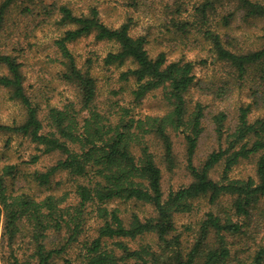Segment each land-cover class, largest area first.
I'll use <instances>...</instances> for the list:
<instances>
[{
	"label": "trees",
	"instance_id": "trees-1",
	"mask_svg": "<svg viewBox=\"0 0 264 264\" xmlns=\"http://www.w3.org/2000/svg\"><path fill=\"white\" fill-rule=\"evenodd\" d=\"M18 1L24 19L62 28L53 41L61 66L59 78L74 87L76 97L61 106L41 108L25 87V37L7 36L2 41L0 90L22 110L20 121L0 123V135L5 136L0 145L2 264H55L57 259L64 264H264V42L258 49L237 51L231 27L238 11L246 19L264 20V0H199L191 20L181 18L182 3L172 13V44L201 45L212 59L232 70L218 89L207 86L208 92L225 99L231 91H244L249 98L238 106L232 131L226 129L225 112L213 116L219 145L199 166L194 155L204 131V107L197 101L190 109L186 101L196 84L195 61L183 56L169 59L166 50L151 57L147 35H131V17L117 27L108 26L95 7L77 14L67 4L32 7V0H0V31ZM224 1L234 2L236 8L219 12L217 5ZM90 34L117 48L100 60L89 55L79 61L69 44ZM98 61L104 75L111 67L132 63L119 78L133 80V101L161 89L168 110L134 117L122 109L118 118L100 111L95 102ZM255 109L261 113L251 120ZM170 131L183 134L191 181L164 195L157 159L174 165ZM14 136L34 145L36 153L28 154L27 164L46 154L60 157L43 170L21 174L19 163L10 156ZM253 158L254 176H230L236 165ZM218 165L220 177L215 180L210 173ZM61 176L64 179L55 180ZM21 177L39 188H51L55 182L71 189L38 198L25 189L16 193L15 180ZM201 199L208 201L210 209L201 214L196 226L178 225L177 216H191ZM115 201L146 203L154 214L141 218L133 211L126 223L120 208L111 206ZM147 236L153 241L145 240ZM19 238L27 245L22 253L15 246ZM69 251L73 257L67 255Z\"/></svg>",
	"mask_w": 264,
	"mask_h": 264
},
{
	"label": "rangeland",
	"instance_id": "rangeland-1",
	"mask_svg": "<svg viewBox=\"0 0 264 264\" xmlns=\"http://www.w3.org/2000/svg\"><path fill=\"white\" fill-rule=\"evenodd\" d=\"M34 3L29 4L32 7L42 4L52 6L55 4H67L75 13H88L91 7L98 10L99 17L103 23L108 26L117 27L124 22L127 17L133 20L131 35L146 34L148 44L146 48L151 57H154L160 50L168 52V58L183 56L187 60L195 61V85L193 84L187 93V104L190 109L194 103L199 101L204 107V116L202 124L204 131L198 142V146L194 155V164L199 166L203 163L205 157L214 149L218 148V141L215 136V124L213 116L218 112H225L226 129L230 132L237 122V108L241 104L249 101L245 92L231 91L230 96L224 99L216 98L214 94L208 92L207 86L218 89L224 80L229 78L232 70L222 62H216L201 45L183 46L182 44H172L175 40L170 33V19L176 5L183 4V13L181 18L187 17L191 20L193 5L199 0H138L136 4L131 0H32ZM17 4V5H16ZM9 11L6 23L0 31V44L8 36L16 40L18 35L25 37V54L22 57L24 61L23 73L25 75V87L32 99L40 104L41 108H45L47 104L61 106L67 100H74L76 91L71 84L62 81L59 78L61 66L58 61V53L54 46V39L59 36L62 28L44 24H37L31 21L33 18L24 19L19 12L17 2ZM219 12H229L236 8L234 2L224 1L217 5ZM54 17H57L55 14ZM54 21V19L52 18ZM51 23V20H50ZM235 40L233 46L237 51H249L260 48L264 42V20L246 19L241 11H238L233 22L231 23ZM177 35V34H173ZM179 41L181 38L177 37ZM175 39V38H174ZM177 41V42H179ZM181 43V42H179ZM74 55L82 61L87 56L92 55L98 57L99 60L106 55L107 52L115 50L117 45L110 41L96 40L92 34L81 37L69 44ZM206 59L205 62H200ZM128 67H133L132 63L127 62L119 68L111 67L104 75L101 68V62L95 63V76L98 77V88L96 96V105L100 111L107 113L112 117H119L128 109L129 115L134 117H143L145 115H162L168 110V105L164 99L163 90L157 89L149 92L140 102H134L131 91L135 84L133 80L123 81L119 78L122 71ZM1 71V69H0ZM232 77V76H231ZM230 81L228 82L229 85ZM202 85V86H200ZM44 110V109H43ZM261 113L260 109H255L250 114L253 120ZM116 118V119H117ZM22 119L21 108L8 99L6 91L0 90V123H11L14 120ZM113 121V119H112ZM173 142L174 165L169 167L160 157L157 159L158 165L162 171L161 186L164 195L169 190L177 189L186 185L191 181V176L186 167V153L183 134L180 131H170ZM3 135H0V145L3 144ZM10 156L13 162L19 163L21 174L33 170H43L45 167L56 161L60 155L51 153L42 155L35 164H27L29 153H36L34 145L26 138L14 136L10 143ZM254 158L245 160L236 165L230 176L232 178H246L254 176ZM221 166L218 165L211 173L213 179H219ZM64 179L63 176L55 178V180ZM21 189L30 191L32 195L38 198L46 194L60 195L63 190L71 189L68 184L62 186L51 184V188L38 187L36 183L27 182L23 177L15 180L14 191L17 193ZM73 202V200H71ZM224 202V201H223ZM197 210L190 215H179L176 218L177 224L190 223L195 227V223L204 211L210 209V205L206 199L196 202ZM111 206L120 208V214L127 223L131 212L135 211L141 218L154 214L151 205L142 202H121L115 201ZM214 209V208H212ZM89 229H92V221H89ZM144 241V239H141ZM145 240L153 241V237H145ZM17 250L22 253L27 248L25 242L18 239L15 244ZM69 257H73L72 251L67 253ZM2 264V261H0ZM55 264H64L62 260L57 259Z\"/></svg>",
	"mask_w": 264,
	"mask_h": 264
}]
</instances>
